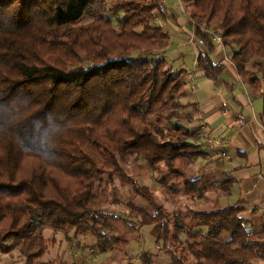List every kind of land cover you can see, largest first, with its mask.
Here are the masks:
<instances>
[{
  "label": "trees",
  "instance_id": "16d2710c",
  "mask_svg": "<svg viewBox=\"0 0 264 264\" xmlns=\"http://www.w3.org/2000/svg\"><path fill=\"white\" fill-rule=\"evenodd\" d=\"M185 2L202 43L197 66L223 79L209 31L220 32L264 119V0ZM159 15L169 17L163 0H0V250L26 264H77L43 260L56 242L46 229L73 231L92 253L123 251L135 264L127 245L158 224L159 248L141 264H158L160 251L169 264L264 261V212L246 219L243 200L222 202L230 174L193 171L208 157L204 132L189 124L185 73L160 55L170 32ZM131 159L148 165L173 208L131 174ZM104 176L130 185L127 215Z\"/></svg>",
  "mask_w": 264,
  "mask_h": 264
},
{
  "label": "crops",
  "instance_id": "0c3cea01",
  "mask_svg": "<svg viewBox=\"0 0 264 264\" xmlns=\"http://www.w3.org/2000/svg\"><path fill=\"white\" fill-rule=\"evenodd\" d=\"M166 5V1L163 0ZM170 17L187 18L191 37L195 34L194 23L189 14L182 13L177 6L167 7ZM178 33H185L187 27L178 26ZM183 36V34H182ZM185 38L181 45L194 57L195 70H183L186 78L187 94L183 101L188 111L195 110V119L190 125L199 127L204 132L203 146L208 153L207 158H201L198 162L201 168H210V171L228 173L234 177L231 194L228 201L232 203L243 200L246 210L243 216L259 221V213L264 212V119L261 116L262 103L253 93L252 89L238 77L236 69L231 62V57L224 60L227 68L221 81L209 80L203 70L197 66V56L202 48V43L196 38L197 43L189 44ZM197 48L193 49V46ZM191 46V47H190ZM169 46L163 52L170 55ZM166 57V56H165ZM171 61V57H166ZM174 64V63H173ZM197 71V72H196ZM197 79V84L194 81ZM190 85V86H189ZM189 93H198L197 100H187ZM213 136H207L206 133ZM225 152L226 156H222ZM261 213V212H260Z\"/></svg>",
  "mask_w": 264,
  "mask_h": 264
},
{
  "label": "rangeland",
  "instance_id": "374dc122",
  "mask_svg": "<svg viewBox=\"0 0 264 264\" xmlns=\"http://www.w3.org/2000/svg\"><path fill=\"white\" fill-rule=\"evenodd\" d=\"M166 1L167 7L171 8L174 5L177 6V9L182 13V11L187 15L189 14L188 6L185 2V0H164ZM165 5V4H164ZM166 6V5H165ZM166 7V8H167ZM181 19L178 21L175 18L168 17L167 19H164L162 16H157L156 23L162 25L166 30L170 32V44H169V52L172 63L178 68L181 66H184L187 70H195V62L194 57L196 53H191L190 51L186 50L181 45V42L185 40V38H191L192 32L189 28V23L187 22V18H185V15L180 17ZM183 25L187 27L185 30V33H178L177 28L178 26ZM179 31V30H178ZM197 41V40H196ZM196 41H193L194 43H197ZM192 42V43H193ZM191 44V43H189ZM191 47V46H190ZM193 49L197 48L196 46L192 47ZM218 52H216V57H222L223 59L230 58L233 54V50L230 47L218 44ZM162 56L169 57L168 55H164L163 53L160 54ZM197 72V71H196ZM241 80V79H240ZM195 84H197V79L194 81ZM190 86V85H189ZM197 96L199 97L198 93H189L188 99L191 101L197 100ZM257 97V96H256ZM259 98V97H258ZM262 105H263V99L259 98ZM263 109V107H262ZM262 112V110H261ZM192 122H190L191 124ZM207 136H213L212 133H206ZM133 158V157H131ZM128 170L131 172V174L134 177H137L139 181H141L143 184H146L152 189L156 191L157 196L161 199V201L169 208H173L174 204L173 201L170 199H166V194L162 192L159 183L155 179V174L148 165L144 161L131 159L130 164L128 165ZM200 167V165H196L195 169L193 171L197 174V168ZM192 171V172H193ZM193 172V173H194ZM102 186L110 185L115 189L121 196L122 201L119 204H116L114 207L116 209L117 214L120 215H127L128 212V206H127V198L130 190V185L123 181L122 179L118 177L114 178H105L103 177ZM210 197H215V192L210 193ZM180 199H184V197H181ZM227 202L228 197H223L222 202ZM230 202V201H229ZM231 201L230 203H232ZM188 203L190 201L188 200ZM194 205V203H193ZM161 229L158 224L153 225H142L141 226V233L140 237L133 238L129 242V244L126 247V251L128 254L132 255L133 263L135 264H141L140 255L143 251H151L155 252L157 251V248H159V244L157 242L158 237L160 235ZM71 238H67L66 235L63 232H54L52 229H46L45 230V236L49 239L55 238L56 242L54 244H51L50 250L47 253V255L43 258V260H49L53 259L56 256H60L62 259H65L69 261L70 263H86V264H128L129 260L127 258L126 252L123 251H116L111 250L107 252H103L100 254H94L92 253L91 248V239L90 237L85 236H75L74 232H70ZM156 263L158 264H169L170 259L169 257L162 254V252H159V258L157 259ZM0 264H26V259L18 252L13 251L12 253H7L4 250H0ZM256 264H264V261L257 260Z\"/></svg>",
  "mask_w": 264,
  "mask_h": 264
},
{
  "label": "built area",
  "instance_id": "2783aa9c",
  "mask_svg": "<svg viewBox=\"0 0 264 264\" xmlns=\"http://www.w3.org/2000/svg\"><path fill=\"white\" fill-rule=\"evenodd\" d=\"M209 32L211 33L214 41L222 45V34L220 32H216L213 29H211ZM194 39H195V34L187 42L192 43ZM223 155H226V153L224 152Z\"/></svg>",
  "mask_w": 264,
  "mask_h": 264
},
{
  "label": "bare ground",
  "instance_id": "6f19581e",
  "mask_svg": "<svg viewBox=\"0 0 264 264\" xmlns=\"http://www.w3.org/2000/svg\"><path fill=\"white\" fill-rule=\"evenodd\" d=\"M224 153V152H223ZM223 153H222V156H226V155H223Z\"/></svg>",
  "mask_w": 264,
  "mask_h": 264
}]
</instances>
